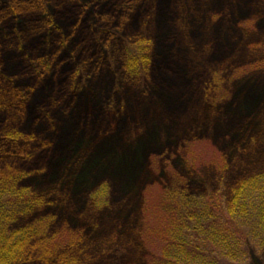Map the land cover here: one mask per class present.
<instances>
[{
  "label": "rangeland",
  "instance_id": "rangeland-1",
  "mask_svg": "<svg viewBox=\"0 0 264 264\" xmlns=\"http://www.w3.org/2000/svg\"><path fill=\"white\" fill-rule=\"evenodd\" d=\"M34 3L50 25L35 8L0 15V101L19 105L9 126L0 107V147L11 126L28 139L13 143L26 157L2 161L35 170L28 183L58 220L90 231L89 264L147 261L142 221L159 217L143 209L170 185L168 167L217 198L264 169V0ZM139 34L153 40L152 63L130 77L125 40Z\"/></svg>",
  "mask_w": 264,
  "mask_h": 264
},
{
  "label": "trees",
  "instance_id": "trees-1",
  "mask_svg": "<svg viewBox=\"0 0 264 264\" xmlns=\"http://www.w3.org/2000/svg\"><path fill=\"white\" fill-rule=\"evenodd\" d=\"M34 1L12 0L7 5L0 4V15L2 19L10 16L17 20L30 9L43 13L44 4ZM41 16L50 25L46 15ZM44 27L38 26L39 29ZM107 32L117 35L113 29ZM125 43L127 74L137 77L148 72L153 40L139 34L126 38ZM1 47L0 41V64ZM45 61L39 59L44 69L48 68ZM6 87L10 93L17 94L16 89ZM2 104L0 101V107L10 114L5 118L9 126L18 119L19 105ZM3 135L0 147V264H89L88 245L84 239L90 231L58 220V213L52 209L55 201L28 183L35 170L27 171L2 161L13 152L21 158L26 157V149L13 143L20 141L21 144L28 140L27 135L12 126ZM8 143L15 146L10 152L5 149ZM167 174L170 185L160 186V195L150 204L153 206L148 204L143 209V213L159 217L153 226L142 221L143 231L149 235L144 240L155 243V248L148 250L144 264H245L256 253L264 254V169L244 175L229 187L228 196L222 194L220 198L215 193L191 192L188 178L174 168L168 167ZM56 204L57 210L62 209ZM95 204L98 206L102 202ZM91 223L93 230L99 229L98 223Z\"/></svg>",
  "mask_w": 264,
  "mask_h": 264
}]
</instances>
